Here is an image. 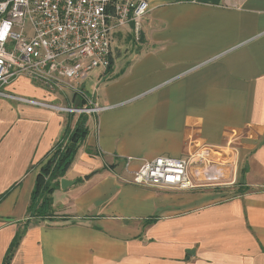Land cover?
<instances>
[{
    "label": "crops",
    "instance_id": "obj_1",
    "mask_svg": "<svg viewBox=\"0 0 264 264\" xmlns=\"http://www.w3.org/2000/svg\"><path fill=\"white\" fill-rule=\"evenodd\" d=\"M140 24L105 70L52 90L22 75L8 86L113 105L84 115L51 218L27 214L38 166L81 115L0 98V264L23 226L9 264H264V0H149ZM202 150L195 189L131 181L142 160Z\"/></svg>",
    "mask_w": 264,
    "mask_h": 264
},
{
    "label": "built area",
    "instance_id": "obj_2",
    "mask_svg": "<svg viewBox=\"0 0 264 264\" xmlns=\"http://www.w3.org/2000/svg\"><path fill=\"white\" fill-rule=\"evenodd\" d=\"M197 2L199 0H174ZM149 0H0V98L79 115L99 114L113 105L85 97L81 105H56L8 89L19 76L55 89L85 79L111 63L112 33L131 26L136 39ZM78 85V84H77ZM75 89L82 94L80 88ZM157 156L142 160L131 181L178 189L199 186L190 174L195 157ZM131 158L128 157L127 161Z\"/></svg>",
    "mask_w": 264,
    "mask_h": 264
},
{
    "label": "trees",
    "instance_id": "obj_3",
    "mask_svg": "<svg viewBox=\"0 0 264 264\" xmlns=\"http://www.w3.org/2000/svg\"><path fill=\"white\" fill-rule=\"evenodd\" d=\"M87 134V119L86 116L81 115L77 119L73 129L68 131L67 128L61 139L53 145L42 163L39 164L27 207L29 218L40 220L51 218L52 192L57 188L60 179L73 162L75 154ZM25 228L26 226H23L15 232L2 264H9L13 251L23 236Z\"/></svg>",
    "mask_w": 264,
    "mask_h": 264
},
{
    "label": "rangeland",
    "instance_id": "obj_4",
    "mask_svg": "<svg viewBox=\"0 0 264 264\" xmlns=\"http://www.w3.org/2000/svg\"><path fill=\"white\" fill-rule=\"evenodd\" d=\"M120 35H122V36L124 35V36L122 38L112 36V39H111V56H110V58H112V59L114 58L115 54L120 53L121 51H123L124 49H127V48H134L135 46H137L136 44L139 43V41H137V39H135V37H133L131 39V36L126 37L125 34H120ZM100 70H102V69L100 68ZM199 188H202V187H199ZM192 189H195V188H192Z\"/></svg>",
    "mask_w": 264,
    "mask_h": 264
},
{
    "label": "water",
    "instance_id": "obj_5",
    "mask_svg": "<svg viewBox=\"0 0 264 264\" xmlns=\"http://www.w3.org/2000/svg\"><path fill=\"white\" fill-rule=\"evenodd\" d=\"M74 181H71V180H68V179H65L64 177H62L61 179H60V186L62 187V188H65V187H67L68 185H70V184H72Z\"/></svg>",
    "mask_w": 264,
    "mask_h": 264
}]
</instances>
